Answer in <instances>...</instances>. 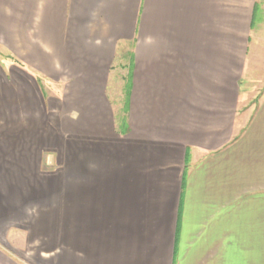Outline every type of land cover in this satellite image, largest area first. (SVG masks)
<instances>
[{"label":"crops","instance_id":"0c3cea01","mask_svg":"<svg viewBox=\"0 0 264 264\" xmlns=\"http://www.w3.org/2000/svg\"><path fill=\"white\" fill-rule=\"evenodd\" d=\"M242 56L264 67V0H0V227L62 237L52 264H264V83Z\"/></svg>","mask_w":264,"mask_h":264},{"label":"rangeland","instance_id":"374dc122","mask_svg":"<svg viewBox=\"0 0 264 264\" xmlns=\"http://www.w3.org/2000/svg\"><path fill=\"white\" fill-rule=\"evenodd\" d=\"M242 1V0H241ZM245 3H239V53H242L246 46V38L248 36V28L246 27L245 15ZM242 17V19H241ZM251 51L255 52L253 45H250ZM242 55V54H241ZM245 57L239 59V67L242 66ZM244 68V67H243ZM242 70V67L239 68ZM242 76V85L252 86L253 88L259 87L264 83V67L258 66L255 62L245 60V68L242 73L239 71V75ZM50 83H54L53 80H48ZM125 83L126 81L112 73L109 88L108 96L113 105L115 113L118 112L124 114L122 111L125 100ZM48 94L63 96L61 93L53 94L48 91ZM69 96L70 94H65ZM254 100V99H253ZM70 109H67L63 112L67 116H70ZM76 112V111H75ZM74 112V114H75ZM46 161L50 162V165L53 166V157L52 154L47 153L45 155ZM48 164V163H47ZM48 196H51L47 194ZM14 225H25V221L15 220ZM50 237L45 236H28L26 231L20 229L19 227H14L6 230L5 226L0 227V264H52V260L55 256L63 254L66 247H62L63 238L57 237V250L54 252H48L53 246L50 242ZM46 249V250H45Z\"/></svg>","mask_w":264,"mask_h":264},{"label":"trees","instance_id":"16d2710c","mask_svg":"<svg viewBox=\"0 0 264 264\" xmlns=\"http://www.w3.org/2000/svg\"><path fill=\"white\" fill-rule=\"evenodd\" d=\"M128 96H129V85L126 84L125 86V100H124V106L122 111L124 112V114L122 115V113L118 112L116 114V118L117 121H119V123L122 125H124L126 123L127 120V113H128Z\"/></svg>","mask_w":264,"mask_h":264}]
</instances>
